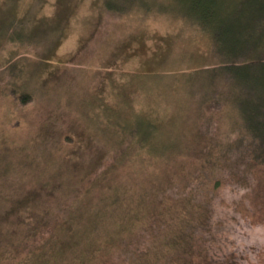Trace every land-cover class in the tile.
Wrapping results in <instances>:
<instances>
[{
	"label": "rangeland",
	"instance_id": "1",
	"mask_svg": "<svg viewBox=\"0 0 264 264\" xmlns=\"http://www.w3.org/2000/svg\"><path fill=\"white\" fill-rule=\"evenodd\" d=\"M174 1L18 0L19 6L12 8L15 2L11 0L6 8H0L5 11V20L8 17L12 22L16 18L13 15L30 7L34 17L26 23L39 28L47 25L43 27L50 29L40 34L37 41H14L6 36L0 39V264H28L29 259L31 264H79L80 258H84L83 264H132L118 257L122 250L111 253L98 250L101 245L98 236L106 235L110 229L107 224L118 223L117 213H121L120 221H127L131 213L127 209L136 207L128 194L123 198L118 195L119 183L128 182L130 174L157 172L156 167L178 170L180 176L189 178L188 172L206 169L205 159L198 156L200 151L208 152L218 140L228 141V137L234 136L231 125L238 120L204 106L209 103L211 108L229 100L224 84L210 93L212 100L207 95L212 83L208 80L212 77L227 82L228 76L221 74L227 73V50L222 42L213 46L212 30L200 29L194 16L185 9L178 10L179 2ZM224 1L232 4V0ZM156 2L161 6L159 10ZM63 7L70 8L72 15L66 16ZM239 16L237 11L232 18ZM60 23L64 28L58 29ZM8 28L6 32L10 34ZM23 30L19 27L11 36L22 35ZM247 41L246 36L238 41L240 51L251 47V44L243 47ZM26 94L34 98L25 103ZM243 97L241 93L240 98ZM236 107L232 105L235 110ZM112 117L122 122L139 121L142 126L155 123L162 136L177 137L174 144L179 152L173 151L176 160L164 164L151 157L147 149L138 153L134 149L126 160V170L118 172L120 177L115 173L107 175L89 190L90 183L101 176L104 167L88 173L102 155L93 154L92 144L87 148L84 141L93 135L91 140L98 147L105 136L102 129L108 127ZM158 128L152 129L156 132ZM154 136L159 135L156 132ZM208 154H214L211 164L218 168L210 173L214 180L207 185L215 188L221 180L212 199L214 211L227 213L222 221L231 230L226 247L231 251L245 248L243 242L236 243L232 229L237 221H255L252 230L240 227L238 234L249 245L248 255L255 258L247 264H264V226L255 231L257 225H264L263 171L259 174L260 167L253 168L250 174L247 164L241 169L248 171L249 182L237 183L225 167L234 160L235 152L219 164L216 149ZM154 161L159 164L154 166ZM65 164L68 170L57 172ZM87 173V181L80 184ZM57 179L75 182L80 187L65 186L64 192H72L56 198L49 184ZM186 183L185 188L205 185L199 180ZM24 200L33 203L27 206ZM65 203L67 208L60 209L59 204L62 208ZM110 207L116 212L110 213L111 221L102 220L97 236H91L92 249L85 247L83 240L87 236L79 238L83 250L73 260L55 256L43 263L38 259L37 249L46 246V237L53 229L57 230L61 219L68 218L70 209L73 213L80 208L88 209L79 211L86 219L75 218L84 227L89 220L98 218L96 209L104 212ZM21 216H44L40 221L44 225L30 219L19 224ZM209 223H215V219L208 220ZM154 227L155 224L147 232L139 251L147 252L151 246ZM26 231L33 235H27ZM221 233L223 237L229 236L227 230ZM154 249L159 248L153 245L148 251Z\"/></svg>",
	"mask_w": 264,
	"mask_h": 264
},
{
	"label": "trees",
	"instance_id": "2",
	"mask_svg": "<svg viewBox=\"0 0 264 264\" xmlns=\"http://www.w3.org/2000/svg\"><path fill=\"white\" fill-rule=\"evenodd\" d=\"M8 1L10 2L11 0H3L0 8H6ZM14 2L12 8L19 6L17 5L18 0H14ZM173 2L175 3L174 0ZM176 2H179L178 10L181 8L185 9L189 15L194 16L195 22L200 29L212 30L210 39L211 42L214 40L212 42L213 46L216 45V42H222L227 50L225 55L227 57L225 62L227 73L221 72L222 75L228 76L227 82L222 83L218 77H212L208 80L212 81V83L211 87L208 88L210 90L207 91V95L212 100L213 97L210 93H215L220 85L224 84V88H228L229 100L211 108L209 103H205L204 106L214 112L222 111L228 114L229 118L238 120L236 124L231 125L232 133L235 132L234 136L228 137V141L218 140L214 144L215 147H211L216 149L217 159H215L218 164L220 160L235 152L234 160L230 161L225 167L230 169L231 178L236 180L237 183H242V180L248 183L249 181L246 180L248 171L241 169V167L248 164L250 166V174H252L251 170L253 168L260 167L261 169L258 168L259 171L257 172L260 174L263 171L264 173V0H232V4H228L224 0H221V3L217 0H176ZM33 5L34 3H32ZM156 7L159 10L161 6L156 2ZM65 8L67 10L66 16H71L70 8L63 7L62 10ZM140 8L146 14L150 13L143 7ZM160 11L162 12V10ZM237 11H239L240 16L232 18ZM4 13L5 11L0 9V22L6 21L3 25H0V39L6 36L14 41H27L26 39L37 41L40 34L43 35L46 30H50L48 27H43L47 25H42L39 28L35 24L32 27L26 23L27 19L34 17L30 7L27 10L23 9L22 14L13 15L16 18L12 19V22L8 21V17L5 20ZM118 18H122V16ZM257 21L259 22L257 23ZM7 27H9L8 32L10 34L6 32ZM19 27L24 29L21 32L22 35L13 38L11 35ZM59 28H64L63 24L60 23L58 25ZM244 36H246L248 41L243 47H247L250 44L251 47L240 51V48L237 47L238 41ZM167 57L170 60V57ZM241 93H244L243 98H240ZM32 98L34 97H31V94H26L23 96V101L26 103ZM232 105L237 106V109H233ZM108 121L110 124L105 127L106 129H102L105 136L101 138L98 147H95L91 140L93 135L89 136L90 140L84 141L87 148H89L90 143L92 144L93 154L102 155L101 160L97 161V164L88 173L104 167V170L101 171V176L96 177L90 183L89 190L94 185H98V180H104L107 175L115 173L116 176L120 177L119 173L121 174L126 170V160L129 158L128 155H133L131 152L134 149L137 153L147 149V153L151 157L164 164L172 163L176 160L174 152L178 153L179 150L176 149L175 145L177 144H174V140L176 141L178 138L162 136L157 124L152 123L142 126L139 121L138 123L133 120L122 122L118 121L116 117H112ZM154 127L158 128L156 132L159 136H154L156 134L155 130L152 129ZM205 147H208V145H205ZM209 151L202 150L198 155L200 159H205L203 164L206 169H198L195 173L194 171L188 172L189 178L180 176L178 170L156 167L158 169L157 172L148 173L141 171V174H130L128 182L121 181L119 183L121 192L118 195L123 198L128 194V199L135 203L136 207L127 209L128 213L131 212L127 221H120L119 216L121 213H117L118 223L114 225L109 222L107 224L110 229L106 232V235L98 236L101 237V245L98 250L108 253L113 250H122L118 257L132 264H247L248 261H255V258H251L248 255L247 249L249 245L238 234V228L240 227L252 230L255 221H237L232 229L237 240L236 243L239 241L243 242L245 248L231 251L226 247L231 236V230L223 224L222 220L227 213L222 211L218 213V210L214 211L212 203L221 180L216 182L215 188H210L207 185L214 180V177L209 176L210 173L218 168L211 164L214 154H208ZM238 153L241 154L237 156ZM247 158L252 160V162ZM154 164L157 165L159 163L154 161ZM66 165L62 171L57 170V172L64 173L67 171L68 167ZM74 169L79 170L77 166H74ZM116 170L118 171L115 172ZM235 170L238 171L239 175ZM88 173L81 177L80 184H84L87 181ZM193 177L195 178L194 181L191 179ZM205 178L208 180L206 181ZM188 180L192 181V183L199 180V182H205V185H192L185 188L188 185L186 183ZM71 185L75 188L80 187L75 182L71 184L68 181L58 179L49 184V186L53 187L51 192L57 195L56 198L60 197L61 194H64L65 197L70 194L72 190L64 192L63 188ZM48 192L50 193V191ZM24 202H26L27 206H31L33 203L31 200H24ZM107 203L110 206V203ZM54 204L58 205V203ZM59 208L62 210L66 209L67 203L62 208L59 204ZM112 208L105 209L104 212L96 209L95 212L98 218L89 220L90 223L84 227L77 224L79 223L77 219L84 217L79 214V211L83 213L88 209L80 208L74 213L70 209V214L66 213L68 218L61 219V224L57 225V230L53 229L49 236L46 237V246L37 249L36 255L38 259L43 261V263L55 256L73 260L74 256H77L83 250L79 238L82 239V237L87 236H89L88 239L83 240L85 247L92 249L94 245L90 238L92 235L97 236L102 220H112L113 217L110 213L116 212ZM236 209H234V213ZM52 212L55 211L51 210ZM122 212L124 213V208H122ZM63 215L65 213L61 216ZM43 217L24 218L21 216L19 224H26L30 219L36 224L38 223V225H44L43 222H40ZM76 217L78 218L75 220ZM212 218L215 219V223L208 224V220ZM154 224V237L148 250L153 245L159 249L147 250V252L143 253L138 248L143 245L147 238V232L152 230ZM38 225L34 227V230L37 231ZM47 226H49V223ZM263 226L257 225L255 231ZM223 230L229 232L228 237L222 236L221 231ZM26 232L27 235H33L31 231ZM254 234L256 235L255 232ZM256 237L258 238L257 235ZM62 261L64 262V260ZM83 261L84 258H80L78 263L83 264ZM26 262L31 264L30 259Z\"/></svg>",
	"mask_w": 264,
	"mask_h": 264
}]
</instances>
